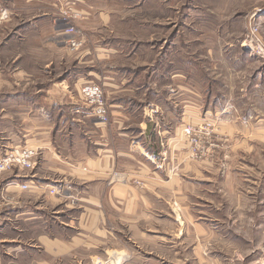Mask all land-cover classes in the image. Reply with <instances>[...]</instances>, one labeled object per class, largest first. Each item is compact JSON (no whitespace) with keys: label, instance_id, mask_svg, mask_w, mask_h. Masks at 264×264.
I'll use <instances>...</instances> for the list:
<instances>
[{"label":"crops","instance_id":"crops-1","mask_svg":"<svg viewBox=\"0 0 264 264\" xmlns=\"http://www.w3.org/2000/svg\"><path fill=\"white\" fill-rule=\"evenodd\" d=\"M18 1L45 7L15 33L34 40L35 50L66 51L57 42L77 35L68 27L90 44L45 87L0 93V152L36 153L32 169L0 176V229L19 233L0 241V264H20L33 254L43 264H70L84 253L91 264H206L224 252L215 244L226 245L223 259L237 258L245 235L244 193L229 172L220 171L215 182L213 161H190L180 146L177 121L196 114L195 94L185 93L187 100L171 108L148 99L159 97L165 74L158 61L145 71L132 68L126 61L132 45L112 36L108 4L124 0ZM57 5L78 19L58 29L60 11L48 12L60 10ZM89 83L102 87L108 124L81 101ZM166 163L174 164L170 175ZM21 233L33 236L20 239Z\"/></svg>","mask_w":264,"mask_h":264},{"label":"rangeland","instance_id":"rangeland-1","mask_svg":"<svg viewBox=\"0 0 264 264\" xmlns=\"http://www.w3.org/2000/svg\"><path fill=\"white\" fill-rule=\"evenodd\" d=\"M54 3L61 5L60 0ZM108 5L112 36L132 45L127 63L145 71L158 61L163 68L165 82L158 84L159 97L148 99L165 100L159 102L171 108V102L180 106L187 100L185 93L195 94L196 114L177 121L187 158L213 161L214 181L220 171L229 172L244 193L245 235L244 243L240 239L237 243L238 257L223 259L228 254L226 245L215 244L224 252L206 264H264V0H124ZM53 9L48 11L52 15L70 12L62 6ZM43 12V3L0 0V93L43 88L48 78L66 70L67 61L73 60L75 51L62 41L57 46L66 51H38L29 36L15 35L21 24ZM72 14L78 19L76 12ZM55 24L62 29L67 22L58 19ZM48 63L52 64L45 70ZM199 125L207 126L210 135L190 142L183 130ZM171 169L174 172V164L166 163L165 173ZM256 227L261 228L259 232ZM18 234L13 227L0 229V241ZM29 236L32 233H21L19 238ZM83 255L77 256V264H91L88 253ZM38 256L33 254L20 264H43L34 260ZM1 262L13 264L11 259ZM92 262L98 264V260Z\"/></svg>","mask_w":264,"mask_h":264},{"label":"built area","instance_id":"built-area-1","mask_svg":"<svg viewBox=\"0 0 264 264\" xmlns=\"http://www.w3.org/2000/svg\"><path fill=\"white\" fill-rule=\"evenodd\" d=\"M62 14V20L69 22L70 19L75 18L76 15L69 12L66 14L64 11ZM67 32L77 34L74 38L62 42L64 46L71 51H77L81 48L87 47L90 44L89 39L85 35L77 33L73 28L68 27ZM80 97L82 103L91 111V113L98 119L101 124H108L109 112L108 106L104 100L102 87L98 84L89 83L82 86L80 90ZM200 128L186 127L183 130L184 136L189 139L190 142L202 141L204 137L210 135L209 129L205 125H199ZM36 157L34 151L28 149H11L5 152H0V175L8 173L14 169H32L33 159ZM168 175L173 173V169L167 172ZM20 189H26L27 185H20ZM59 188H51V194H58Z\"/></svg>","mask_w":264,"mask_h":264}]
</instances>
